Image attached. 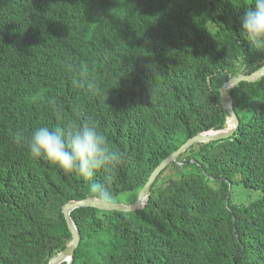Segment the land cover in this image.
<instances>
[{"label": "trees", "instance_id": "1", "mask_svg": "<svg viewBox=\"0 0 264 264\" xmlns=\"http://www.w3.org/2000/svg\"><path fill=\"white\" fill-rule=\"evenodd\" d=\"M252 2L0 0V264H48L71 241L62 206L95 197L30 156L37 127L94 124L124 154L94 180L130 204L188 138L231 123L220 87L264 65L240 37ZM229 94L235 133L187 148L144 208L73 210L71 264H264V77Z\"/></svg>", "mask_w": 264, "mask_h": 264}, {"label": "clouds", "instance_id": "2", "mask_svg": "<svg viewBox=\"0 0 264 264\" xmlns=\"http://www.w3.org/2000/svg\"><path fill=\"white\" fill-rule=\"evenodd\" d=\"M240 37L257 52H264V0H253L239 17ZM94 89L95 85L89 83ZM23 134L14 135L16 143L23 140ZM32 158H39L57 166L66 175L75 174L89 183L90 193L101 201L112 198L109 189L94 180L98 172L111 173L124 160V154L113 148L105 134L94 124L83 123L65 128L50 129L37 127L27 141Z\"/></svg>", "mask_w": 264, "mask_h": 264}, {"label": "water", "instance_id": "3", "mask_svg": "<svg viewBox=\"0 0 264 264\" xmlns=\"http://www.w3.org/2000/svg\"><path fill=\"white\" fill-rule=\"evenodd\" d=\"M261 77H264V65L251 73L239 74L225 81L219 89L220 101L224 110L228 113V117L230 118L231 123L229 125H226V127L223 129H210L202 131L194 135L193 137L188 138L177 150L170 153L155 167V169L148 177V180L139 191L137 198L132 203L125 204L121 202L101 201L96 197H86L78 200H71L65 203L62 206V212L67 227L71 233V241L63 250L53 255L49 259L48 264H61L62 262H66L67 264L72 263L74 251L78 247L81 238L78 227L71 216L73 210L81 207H95L100 210H117L126 212L140 210L146 206L150 198L151 187L160 172L165 169L170 163L176 162L177 158L182 153H184L187 148H189L193 144L206 143L232 136L238 127L239 120L235 113L233 100L231 95L229 94V90L242 81H255Z\"/></svg>", "mask_w": 264, "mask_h": 264}, {"label": "rangeland", "instance_id": "4", "mask_svg": "<svg viewBox=\"0 0 264 264\" xmlns=\"http://www.w3.org/2000/svg\"><path fill=\"white\" fill-rule=\"evenodd\" d=\"M235 200L236 201H244L247 202L251 197H253L252 194H249L248 191H243V189H237L235 192Z\"/></svg>", "mask_w": 264, "mask_h": 264}]
</instances>
